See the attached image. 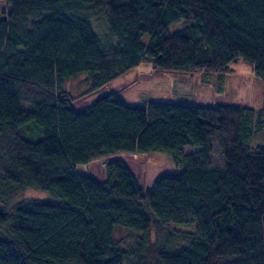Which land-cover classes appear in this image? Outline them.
Listing matches in <instances>:
<instances>
[{
  "label": "trees",
  "instance_id": "obj_1",
  "mask_svg": "<svg viewBox=\"0 0 264 264\" xmlns=\"http://www.w3.org/2000/svg\"><path fill=\"white\" fill-rule=\"evenodd\" d=\"M6 4L0 264H264V141L257 138L264 104L256 111L223 103H130L110 90L75 106L143 62L216 73L242 60L264 90V0ZM90 12L105 14L112 43L99 40ZM80 76L88 89L75 96L66 85ZM217 150L222 160L213 164ZM156 151L168 153L176 169L145 189L121 159L106 163L103 180L78 170L107 155ZM28 187L55 199L8 208ZM120 230L135 235L132 244L117 238Z\"/></svg>",
  "mask_w": 264,
  "mask_h": 264
},
{
  "label": "rangeland",
  "instance_id": "obj_2",
  "mask_svg": "<svg viewBox=\"0 0 264 264\" xmlns=\"http://www.w3.org/2000/svg\"><path fill=\"white\" fill-rule=\"evenodd\" d=\"M7 8L6 0H0V14ZM89 17L91 18V27L99 40L103 44L111 42L112 37L105 14L90 12ZM146 40L147 37L144 41ZM229 66L230 70L228 72H178L156 69L152 64L143 62L104 89L79 99L75 106L76 108H83L105 92L115 90L130 103L161 100L204 105L223 103L243 106L256 111L262 109L264 90L260 80L254 73L252 65L239 60L232 62ZM66 86L70 93L75 96L88 89L84 76L69 81ZM257 138L259 143L264 141V130L259 133ZM197 150V148H187L186 152ZM113 159L123 160L135 174L139 186L144 189L150 187L161 174L176 169L174 161L168 153L156 151L146 154L121 152L107 155L91 161L88 165H80L78 170L98 180H103L105 178V165ZM211 160L213 164L221 163L222 157L218 150L212 154ZM24 199L53 200L55 197L50 191L28 187L10 198L7 207L12 208ZM117 238L132 244L135 235L126 230H120L117 233Z\"/></svg>",
  "mask_w": 264,
  "mask_h": 264
}]
</instances>
